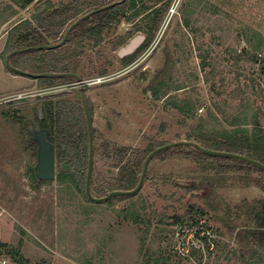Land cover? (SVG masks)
<instances>
[{"label":"rangeland","instance_id":"rangeland-1","mask_svg":"<svg viewBox=\"0 0 264 264\" xmlns=\"http://www.w3.org/2000/svg\"><path fill=\"white\" fill-rule=\"evenodd\" d=\"M48 1L56 5L68 2L36 0L22 10L12 0H0V244L19 249L24 259L34 263L142 264L148 248L154 254H172L170 264L180 260L182 264H244L233 256L229 255L228 261L225 257L227 252L241 249L239 232L255 226L246 214L264 199L258 186L264 184V174L204 173L176 147L154 157L141 191L132 199L112 205L87 203L82 194L63 191L56 178L40 185L33 182L37 146L28 130L39 129L37 114L42 116L49 104L60 102L76 105L77 122L84 125L80 90L88 81L84 92L95 132V177L107 182L119 174L114 167L116 150H128L127 159L132 160L133 152L146 153L155 146L178 142L200 145L204 142L197 141V126L203 124V133L209 136L230 129L233 118L242 119V105L251 108L250 123L252 113L264 110V77L259 73L264 50L258 64L251 58L238 59L243 48L251 50L252 38L264 42V0H170L161 32L146 48V42L141 45L143 50L133 63L124 67L118 61L123 46L116 44L132 29L122 23L104 34L100 46L87 45L77 74H64L76 75L81 81L66 76L56 78L53 85L41 86L38 78L14 70L41 72L32 75L45 78L53 74L44 73L49 68L44 62L50 56L45 51L56 49L11 58V53L5 55L4 51L8 32L20 21L31 19ZM10 6L17 15L2 24ZM137 36L144 34L137 33L126 42ZM152 45L155 48L149 49ZM51 56L54 67L57 57ZM204 61L207 66L203 70ZM109 62L112 66L107 75L100 77L98 71ZM99 79L104 80L98 83ZM161 80L171 87L164 88L167 95L157 101L152 88ZM174 86L182 89L174 91ZM185 100L197 105L195 118L174 109L172 104ZM57 172L56 164V176ZM132 204L144 221L140 225L126 222L121 214ZM198 208L205 210L204 217L197 214ZM175 218H202L199 223L205 221L203 226L213 234L211 251L181 259L175 249ZM2 259L13 264L5 253L0 254V264Z\"/></svg>","mask_w":264,"mask_h":264},{"label":"trees","instance_id":"trees-1","mask_svg":"<svg viewBox=\"0 0 264 264\" xmlns=\"http://www.w3.org/2000/svg\"><path fill=\"white\" fill-rule=\"evenodd\" d=\"M35 1L12 0L22 10L27 9ZM117 1L120 0H68L67 3H60L59 5L48 1L46 6L42 10H37L38 12L31 19L20 21L8 32L4 53L5 55L19 51L20 53H29L39 51L36 48L57 44L63 39L69 27L77 20ZM170 3V0H125L121 5L97 11L72 29L63 46L54 51H45V54L50 56L44 62L46 69L49 66L44 73L52 72L56 75L77 74L81 59L86 53L87 45L91 43L94 47L100 46L103 42L104 34L118 28L122 23L132 25V29L127 38L123 37L118 40L116 46L124 47L129 43L126 42V39L133 38L137 33H143L146 38V48L153 43L157 34L161 31L163 20ZM7 9L10 12L2 18V24H7L10 19L17 15V12L11 6ZM250 44L251 50L243 48L238 60L240 61L241 58H251V62L258 64L260 62L259 57L264 50V42L263 40L256 42L252 38ZM142 50L143 47L141 46L132 55L125 58L118 57V61L124 67L128 66L136 60L139 52L141 53ZM51 55L57 57L55 60L57 65L54 63V67ZM110 66L112 64L109 62L107 67H103L98 71V75L105 77ZM206 66L207 63L204 61L202 65L203 70ZM70 67H73L74 70L70 69ZM33 73L41 72L34 71ZM259 73L260 76L264 77V60L260 65ZM56 78L60 77H41L38 79V82L41 86L53 85ZM206 80L208 81V78ZM170 87L171 84L168 81L161 80V82H158L152 88L153 98L160 101L167 95L166 92H163L164 88H168L169 90ZM180 89L182 88L174 86V91ZM51 105L49 104L45 108V112L42 114L44 118L42 116L40 118L37 117L36 121L39 126L48 129L55 138L56 164L58 170L56 180L61 188H63V191L72 192L73 194L74 192L80 193L84 196L87 203H92L93 201L86 194V179L89 165V134L87 123L85 121L83 125L79 121L77 122V117L79 116L75 113L77 109L76 105L69 104L68 102H60L54 106ZM172 105L183 116L190 118H195V112L198 111L197 105L187 100L180 104ZM241 108L242 119L241 117L233 118L229 124L230 129L214 131L213 135L209 136L203 133L205 129L203 124L202 126H197L195 132L199 136V140H196L200 141V143L204 142L200 145L206 150L238 154L264 165V110L258 108L252 113L249 123L247 120L248 109L251 108L244 105ZM191 138L192 136H190ZM158 148L160 146H155L151 150L146 151V153L133 152V155H130L133 157L132 160L127 159L129 154L128 150L122 149L120 151H114V158L117 161L114 167L119 169V174L116 179L107 182H102L99 176L95 177L97 172L95 171L94 161L91 178L92 196L94 198H103L114 191L134 190L140 181L139 178L146 158ZM176 149L179 150L180 155L191 157L196 164L202 167L204 173L213 171L217 175H224L229 172L245 174L260 172L264 174V171L243 161L208 156L191 147H178ZM32 171L33 175L31 179L33 182L37 185L45 184V181H39L37 179L35 170L33 169ZM201 185L203 187V184ZM258 186L264 193V184L261 186L258 184ZM133 197L135 196L114 198L105 203L112 205L116 201H124L126 199H132ZM194 209L192 207V213H194ZM141 211H144V208ZM238 211L241 210L239 209ZM197 212L200 217H204L206 214L205 210L201 208H198ZM121 214L126 222H132L137 225L144 222L134 204L130 205L129 208L123 209ZM243 215L245 216V214ZM246 216L251 217L255 226L252 229L249 228L239 232L238 242L242 246L241 249L226 251L225 259L227 261L230 260V255L235 257V259H239L244 264H264V199L250 209V212ZM200 219L203 220L202 218H191V220L186 221L182 218H175L173 225L192 228L199 224ZM161 223L163 222L161 221ZM204 225H207V223L205 222ZM203 241L207 244V238L203 239ZM145 244V239H143L142 249H145ZM2 253L7 254L13 264H51L49 262L34 263L28 261L20 255L19 249L12 248L7 244H0V254ZM158 253L154 254L147 248L142 264L171 263L172 254L163 251H159ZM193 255L196 256L195 253ZM177 264H182V261L180 260Z\"/></svg>","mask_w":264,"mask_h":264},{"label":"water","instance_id":"water-1","mask_svg":"<svg viewBox=\"0 0 264 264\" xmlns=\"http://www.w3.org/2000/svg\"><path fill=\"white\" fill-rule=\"evenodd\" d=\"M124 1L125 0L117 1L111 5H108L106 7L101 8L99 10H103L106 8H111V7H114L117 5H121L124 3ZM99 10H96V11L92 12L91 14H94ZM89 15L84 16L83 18L77 20L69 28V30L66 32L63 41L61 43H59L58 45L36 48V50H42V49L53 50V49H57V48L61 47L65 43V41H66L69 33L72 31V29L74 27H76L78 24H80L81 21L88 18ZM145 39L146 38L144 36H137L136 38H134L132 41H130L127 45H125L119 51V54H118L119 57L125 58L129 55L134 54L141 47V45L145 42ZM18 53H20V51L11 53L9 58H11L14 55H17ZM14 71H16L17 73H19L21 75H24L27 77L30 76V77L35 78V79H37V78L39 79L41 77H44V76H38V75H30L28 73L18 71V70H14ZM45 77L46 78L65 77V75L48 74ZM67 77H74V78L78 79L79 81H81V79L78 78V76H76V75H67ZM82 88H83V86H82ZM81 98H82V104H83V108H84V112H85V116H86L87 129H88V134H89V165H88L87 179H86V194H87L88 198L95 203H102V202H106V201L114 199V198L134 196V195L138 194L141 191V188L144 184L146 175H147L148 170H149L150 162L154 159V157L157 156L159 153H162V152L167 151V150H171V149L176 148V147H191V148H194L196 150H199L201 153L208 155V156L228 158V159L243 161V162H246V163L264 171V165L263 164L256 162L254 160L248 159L244 156H241L238 154L226 153V152L206 150L203 147H201L200 145L193 143V142H178V143L169 144V145L163 146L161 148H158V149L154 150L151 154H149V156L146 158V160L144 162L143 171H142V174L140 177V181L134 190H131V191H114V192H111L110 194H108L106 197L94 198L92 196V192H91V178H92V169H93V162H94L93 124H92V117H91V114L89 111V107H88V104L86 101V97H85V94L83 91L81 93ZM33 136H34V140L37 141L38 145H39L38 160H37V165L35 167L36 177L39 181H45V182L46 181H52L56 178V152H55V148L53 145L54 140L49 139L50 141H48V132L45 130L36 131L33 134Z\"/></svg>","mask_w":264,"mask_h":264},{"label":"built area","instance_id":"built-area-1","mask_svg":"<svg viewBox=\"0 0 264 264\" xmlns=\"http://www.w3.org/2000/svg\"><path fill=\"white\" fill-rule=\"evenodd\" d=\"M174 7L170 11V16L174 13ZM152 48L154 49L155 46L152 45L149 47V49ZM103 80L99 79L98 83H102ZM87 83L88 81L82 83V85H89ZM204 224L205 221H201V223L192 228L181 225L175 226L174 235L177 240L175 249L181 259L188 260L194 256V253L197 255H205L207 251H211L213 248V243L210 241L213 239V234L211 231L205 229ZM205 238H207V244L203 241ZM2 264H7L5 259H2Z\"/></svg>","mask_w":264,"mask_h":264},{"label":"flooded vegetation","instance_id":"flooded-vegetation-1","mask_svg":"<svg viewBox=\"0 0 264 264\" xmlns=\"http://www.w3.org/2000/svg\"><path fill=\"white\" fill-rule=\"evenodd\" d=\"M89 14H90V15H89ZM89 14H87V15H89V16L93 15V14H91V13H89ZM87 15H86V16H87ZM80 19H81V18H80ZM73 24H74V23H73ZM73 24H72V25H73ZM72 25H71V26H72ZM71 26H70V27H71ZM70 27H69V28H70ZM30 75H32V74H30ZM60 75H64V74H60ZM66 76H67V75H65V77H66ZM28 77H30V76H28ZM30 78H32V77H30ZM72 78H74V77H72ZM32 79H33V78H32ZM75 79H76V78H75ZM76 81H79V80L76 79ZM84 87H85V86H83V88H82V86H81V90H80V102H81L80 105H82V108H83V104H82L81 93H82V91L84 92ZM84 94H85V92H84ZM85 97H86V94H85ZM86 101H87V98H86ZM87 104H88V101H87ZM83 110H84V108H83ZM89 111H90V110H89ZM37 117L40 118V115L37 114ZM36 119H37V118H36ZM42 130H45V131L48 132V141H50L49 139H53V140H54L53 145H54L55 152H56L55 138L51 135L50 131H49L48 129L42 128L41 126H40L39 129H35V127H32V128H29V130H28V134H29V136L31 137V139H33L34 144L37 145V158H38L39 145H38V142L34 140V136H33V134H34L36 131H42ZM31 141H32V140H31Z\"/></svg>","mask_w":264,"mask_h":264},{"label":"crops","instance_id":"crops-1","mask_svg":"<svg viewBox=\"0 0 264 264\" xmlns=\"http://www.w3.org/2000/svg\"><path fill=\"white\" fill-rule=\"evenodd\" d=\"M250 189H246L245 191H249Z\"/></svg>","mask_w":264,"mask_h":264}]
</instances>
